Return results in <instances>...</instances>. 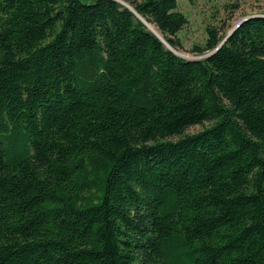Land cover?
<instances>
[{"label":"trees","instance_id":"16d2710c","mask_svg":"<svg viewBox=\"0 0 264 264\" xmlns=\"http://www.w3.org/2000/svg\"><path fill=\"white\" fill-rule=\"evenodd\" d=\"M128 1L0 0V264H264V14Z\"/></svg>","mask_w":264,"mask_h":264},{"label":"rangeland","instance_id":"374dc122","mask_svg":"<svg viewBox=\"0 0 264 264\" xmlns=\"http://www.w3.org/2000/svg\"><path fill=\"white\" fill-rule=\"evenodd\" d=\"M129 4L128 0H121ZM178 9L187 17V24L179 31L178 36L183 47L175 49L188 58H200L207 53L199 54L193 50L195 45L203 46L207 39V26L222 28L226 34L241 18L252 14H264V0H177ZM239 6L234 8L233 3ZM206 122L204 125H207ZM203 128L197 124L189 127L186 132H196Z\"/></svg>","mask_w":264,"mask_h":264},{"label":"water","instance_id":"95a60500","mask_svg":"<svg viewBox=\"0 0 264 264\" xmlns=\"http://www.w3.org/2000/svg\"><path fill=\"white\" fill-rule=\"evenodd\" d=\"M117 1H119V2H121V3H123L124 5H126V6H128L129 8H131L133 11H135L136 12V10L133 8V7H131V6H129L128 4H126L124 1H121V0H117ZM137 13V12H136ZM253 15H258V14H252V15H247V16H245V17H243V18H241L239 21H237L234 25H233V27L227 32V34H226V36L224 37V39L220 42V44L215 48V49H213L212 51H210V52H208L206 55H208V54H210V53H212V52H214L216 49H218L219 47H220V45L223 43V42H225L227 39H228V37L237 29V27L239 26V24L242 22V21H244L246 18H248V17H250V16H253ZM138 16L143 20V18L140 16V14H138ZM144 21V20H143ZM144 23L146 24V22L144 21ZM147 25V24H146ZM150 29V28H149ZM151 31H153L157 36H159L154 30H152V29H150ZM160 37V36H159ZM161 39H162V37H160ZM164 42H165V44L171 49V50H173L176 54H178V55H180V56H182V57H185V58H188V57H186L184 54H182L181 52H179V51H177L174 47H172L169 43H166V41L164 40V39H162Z\"/></svg>","mask_w":264,"mask_h":264},{"label":"bare ground","instance_id":"6f19581e","mask_svg":"<svg viewBox=\"0 0 264 264\" xmlns=\"http://www.w3.org/2000/svg\"><path fill=\"white\" fill-rule=\"evenodd\" d=\"M129 6H130V5H129ZM131 7H133V6H131ZM133 8H134V7H133ZM141 17H142V16H141ZM142 18H143L144 21H146V24H148L147 26H148L150 29L154 30V31H155L160 37H162V39L164 38L163 35H162V33H161V31L159 30V28L156 26L155 23L149 21L148 19H146V18H144V17H142ZM164 40H165V39H164ZM166 43H167V41H166Z\"/></svg>","mask_w":264,"mask_h":264}]
</instances>
